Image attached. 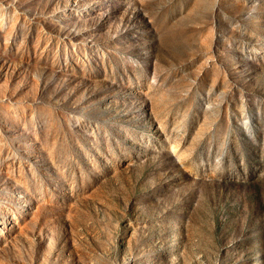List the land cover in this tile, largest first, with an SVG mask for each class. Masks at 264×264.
I'll use <instances>...</instances> for the list:
<instances>
[{
	"label": "rangeland",
	"instance_id": "374dc122",
	"mask_svg": "<svg viewBox=\"0 0 264 264\" xmlns=\"http://www.w3.org/2000/svg\"><path fill=\"white\" fill-rule=\"evenodd\" d=\"M0 264H264V0H0Z\"/></svg>",
	"mask_w": 264,
	"mask_h": 264
}]
</instances>
